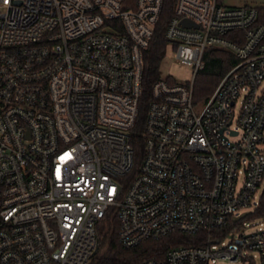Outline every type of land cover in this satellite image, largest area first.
Listing matches in <instances>:
<instances>
[{
  "label": "built area",
  "instance_id": "1",
  "mask_svg": "<svg viewBox=\"0 0 264 264\" xmlns=\"http://www.w3.org/2000/svg\"><path fill=\"white\" fill-rule=\"evenodd\" d=\"M165 2L0 0V264H92L109 215L127 249L206 234L138 264H264V226H238L264 218L259 8L176 0L162 63L171 54L192 78L161 64L148 91ZM213 49L236 64L199 109L195 83Z\"/></svg>",
  "mask_w": 264,
  "mask_h": 264
},
{
  "label": "trees",
  "instance_id": "2",
  "mask_svg": "<svg viewBox=\"0 0 264 264\" xmlns=\"http://www.w3.org/2000/svg\"><path fill=\"white\" fill-rule=\"evenodd\" d=\"M176 0H166L162 16V24L157 32L153 44L146 54L145 80L148 91L154 81L160 76V67L164 58L166 42L164 40V23L172 16ZM259 23H264V8H259ZM230 37H233L230 36ZM210 62L207 68L199 75L195 86L196 98H203L210 94L216 83L235 64L234 56L227 51L213 49L209 52ZM147 91V100H148ZM146 105L141 109L136 128L132 135V142L137 151V157L143 153V127L146 114ZM264 212V204L262 206ZM100 249L92 264H138L147 259H164L167 251L178 246H200L206 239L205 233L197 236H186L179 233L172 234L160 241H146L135 248H124L118 239V222L112 215L107 216L98 227ZM105 252V255H103Z\"/></svg>",
  "mask_w": 264,
  "mask_h": 264
},
{
  "label": "rangeland",
  "instance_id": "3",
  "mask_svg": "<svg viewBox=\"0 0 264 264\" xmlns=\"http://www.w3.org/2000/svg\"><path fill=\"white\" fill-rule=\"evenodd\" d=\"M221 2L229 7H241V6H250V7H258V8H264V0H221ZM171 54L168 55V58L165 59V61L162 63V71L164 74H171L174 77H176L179 80L185 81L192 78V71L186 67L177 64L173 59L170 58ZM210 62V56L209 52L207 53L205 57V63L206 68ZM199 77V76H198ZM200 79V78H198ZM197 79V81H198ZM222 78L219 79V81L216 83L214 88L212 89V92L210 94L204 96L203 98H196L197 100V106L199 109H201L204 105V101H206L208 98H210L215 90L217 89L218 85L220 84ZM196 81V82H197ZM196 86V83H195ZM238 226H240V231L245 233H251L258 228L264 226V218L257 217V218H247L238 223ZM226 242H229V239H227ZM103 255H105V252H103ZM216 264H230L229 261H218Z\"/></svg>",
  "mask_w": 264,
  "mask_h": 264
},
{
  "label": "water",
  "instance_id": "4",
  "mask_svg": "<svg viewBox=\"0 0 264 264\" xmlns=\"http://www.w3.org/2000/svg\"><path fill=\"white\" fill-rule=\"evenodd\" d=\"M184 26H186V27H189L190 25H189V23L187 22V21H184ZM250 213H245V214H243L241 217H238V218H235L234 219V221H239V220H241L242 218H245L246 216H248ZM98 250H97V252H96V255L98 254Z\"/></svg>",
  "mask_w": 264,
  "mask_h": 264
}]
</instances>
